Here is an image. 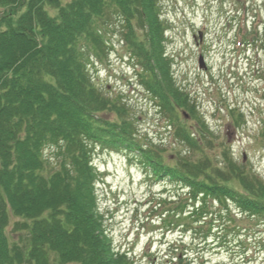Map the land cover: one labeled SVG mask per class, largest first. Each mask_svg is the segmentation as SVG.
<instances>
[{
	"label": "trees",
	"instance_id": "trees-1",
	"mask_svg": "<svg viewBox=\"0 0 264 264\" xmlns=\"http://www.w3.org/2000/svg\"><path fill=\"white\" fill-rule=\"evenodd\" d=\"M0 6L11 8L0 20V264H135L114 246L98 206L97 149L142 153L158 176L189 184L198 202L192 210L202 211L212 197L223 213L232 202L241 216L264 220V179L250 165H236L225 149L217 165L193 152L159 170L164 150L140 145L126 99L95 84L88 51L103 53L104 29L119 17L141 84L179 124L177 101L189 93L171 71L158 0H0ZM180 131L192 147L215 145L204 121L198 131ZM12 217L17 241L8 235Z\"/></svg>",
	"mask_w": 264,
	"mask_h": 264
},
{
	"label": "rangeland",
	"instance_id": "rangeland-1",
	"mask_svg": "<svg viewBox=\"0 0 264 264\" xmlns=\"http://www.w3.org/2000/svg\"><path fill=\"white\" fill-rule=\"evenodd\" d=\"M158 1L168 29L164 44L171 71L177 85L189 93L177 101L179 124L173 125L160 101L141 84V66L123 38L119 17H111L104 29L103 53L88 51L95 84L106 95L126 99L140 145L164 150L159 170L173 166L180 154L207 155L217 165L227 149L236 165H250L251 172L264 179V0ZM10 9L0 6V20ZM232 53L245 59L246 72L234 71L229 80ZM171 104L176 103H168L174 109ZM203 121L214 132L215 145L192 147L190 140L178 136L187 127L198 131ZM142 155L102 149L94 155L98 203L115 247L126 244L129 223L142 233L124 247L135 264H250L257 258V264H264V220L241 216L232 202L223 213L225 207L212 197L202 211L192 210L198 203L194 194L187 188L182 193L169 175L151 180L159 189L153 192L151 181L145 183L150 170ZM16 221L12 217L8 229L12 241L18 240L10 233ZM151 235L156 241L152 253Z\"/></svg>",
	"mask_w": 264,
	"mask_h": 264
},
{
	"label": "water",
	"instance_id": "water-1",
	"mask_svg": "<svg viewBox=\"0 0 264 264\" xmlns=\"http://www.w3.org/2000/svg\"><path fill=\"white\" fill-rule=\"evenodd\" d=\"M200 66H201V67H204V64H203V58L200 59Z\"/></svg>",
	"mask_w": 264,
	"mask_h": 264
}]
</instances>
